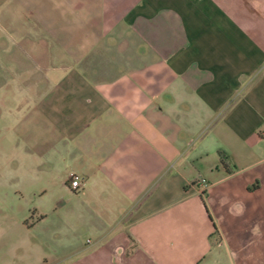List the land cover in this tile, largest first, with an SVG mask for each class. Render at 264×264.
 <instances>
[{
	"label": "crops",
	"instance_id": "1",
	"mask_svg": "<svg viewBox=\"0 0 264 264\" xmlns=\"http://www.w3.org/2000/svg\"><path fill=\"white\" fill-rule=\"evenodd\" d=\"M5 1L70 236L0 240V264H264V0Z\"/></svg>",
	"mask_w": 264,
	"mask_h": 264
},
{
	"label": "rangeland",
	"instance_id": "2",
	"mask_svg": "<svg viewBox=\"0 0 264 264\" xmlns=\"http://www.w3.org/2000/svg\"><path fill=\"white\" fill-rule=\"evenodd\" d=\"M0 1V240L51 248L70 236L61 209L67 198L52 195L46 164L31 163L20 127L36 93L27 83L42 78L32 48L37 40L24 38V18L8 16L10 3Z\"/></svg>",
	"mask_w": 264,
	"mask_h": 264
},
{
	"label": "built area",
	"instance_id": "3",
	"mask_svg": "<svg viewBox=\"0 0 264 264\" xmlns=\"http://www.w3.org/2000/svg\"><path fill=\"white\" fill-rule=\"evenodd\" d=\"M70 184L71 189L80 190L82 186V179L75 174L70 178ZM199 185L201 187V190H204L207 186V182L204 179H201Z\"/></svg>",
	"mask_w": 264,
	"mask_h": 264
},
{
	"label": "trees",
	"instance_id": "4",
	"mask_svg": "<svg viewBox=\"0 0 264 264\" xmlns=\"http://www.w3.org/2000/svg\"><path fill=\"white\" fill-rule=\"evenodd\" d=\"M256 186V184L255 185H253V186H251V188H254Z\"/></svg>",
	"mask_w": 264,
	"mask_h": 264
}]
</instances>
